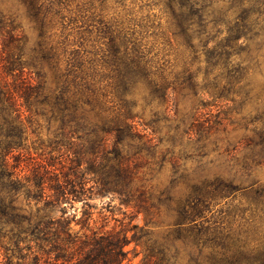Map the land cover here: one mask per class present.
Wrapping results in <instances>:
<instances>
[{"label":"trees","instance_id":"1","mask_svg":"<svg viewBox=\"0 0 264 264\" xmlns=\"http://www.w3.org/2000/svg\"><path fill=\"white\" fill-rule=\"evenodd\" d=\"M248 1L252 8L225 20L207 10L212 0H153L175 37L193 53L202 47L212 69L225 68L227 83L209 88L211 96L248 97L253 92L248 76L264 59V0ZM18 2L37 39L27 53L28 39L20 26L0 11L3 264H124L132 240L145 247L140 264H183L184 258V264H264V226L255 223L264 219L262 186L241 188L216 179L219 196L241 189L249 207L207 217L204 195L199 194L176 211L178 220L161 242L136 225L90 228L93 207L87 201L94 187L146 209L143 192L132 186L133 160L123 149L137 136V125H150L142 120L143 112L135 111V91H142L143 110L180 85L172 67L159 63L143 43L137 13L125 0ZM239 53L246 58L235 65L231 58ZM48 72L52 87L46 84ZM42 121L52 134L47 146L56 155L37 159L25 143ZM75 202L83 203L80 215Z\"/></svg>","mask_w":264,"mask_h":264},{"label":"rangeland","instance_id":"2","mask_svg":"<svg viewBox=\"0 0 264 264\" xmlns=\"http://www.w3.org/2000/svg\"><path fill=\"white\" fill-rule=\"evenodd\" d=\"M124 3L137 13V23L142 26L140 34L151 55L159 63L172 67L180 86L143 110L142 91H135L134 97L138 100L135 111L143 112L142 120L150 125H137V136L123 149L133 160L136 177L132 186L143 192L146 209L138 210L133 203L126 205L118 194L101 192L94 187L87 201L93 207L90 228L99 229L105 223L106 230H119L120 223L126 224V229L136 225L152 241L161 242L167 230L178 220L176 211L195 202L199 194L204 195L207 217L249 207V202L241 196V189L219 196L220 186L216 179L232 181L241 188L264 187V59H261L260 68L248 76L253 88L248 97L228 93L224 97L211 96L206 92L209 88H220L227 83L225 68L212 69L206 63L202 47L193 53L175 37L167 15L153 0H125ZM250 3L253 2L212 0L207 10L224 16L225 20H232L244 7L250 8ZM0 11L13 17L20 26L28 39L25 50L28 53L35 44L37 33L24 8L18 0H0ZM90 44V41L86 42L87 50ZM245 58L239 53L231 60L237 65ZM23 60L28 61V58ZM46 84L53 86L49 72ZM41 124L38 132L28 136L25 145L34 157L46 159L56 153L47 146L52 134H49L45 121ZM91 176L90 172L88 177ZM74 208L80 215L83 203L75 202ZM245 211V218H248L249 211ZM255 223L264 226V219L257 218ZM72 227L75 230L80 228L79 225ZM132 233L133 230L128 231V236L131 237ZM126 249L128 254L124 264L142 262L145 256L142 242L132 240ZM4 260L0 255V264Z\"/></svg>","mask_w":264,"mask_h":264}]
</instances>
